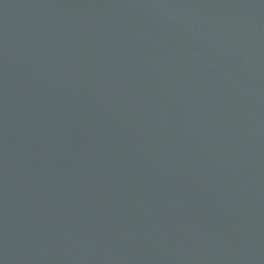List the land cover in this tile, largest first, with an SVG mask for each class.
<instances>
[{
    "label": "water",
    "instance_id": "water-1",
    "mask_svg": "<svg viewBox=\"0 0 264 264\" xmlns=\"http://www.w3.org/2000/svg\"><path fill=\"white\" fill-rule=\"evenodd\" d=\"M0 264H264V0H0Z\"/></svg>",
    "mask_w": 264,
    "mask_h": 264
}]
</instances>
